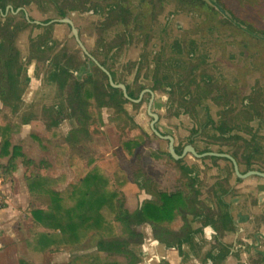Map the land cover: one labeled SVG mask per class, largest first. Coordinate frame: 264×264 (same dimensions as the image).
<instances>
[{"label": "rangeland", "instance_id": "rangeland-1", "mask_svg": "<svg viewBox=\"0 0 264 264\" xmlns=\"http://www.w3.org/2000/svg\"><path fill=\"white\" fill-rule=\"evenodd\" d=\"M57 1L29 0V3L24 7L36 20L55 17V6L67 10L68 14L73 16L75 25L80 30V37L89 48L94 50V48L102 46L106 51L110 50L108 59L115 61L113 68L118 71L119 77L122 74H127L125 81L133 91L137 90L139 83L140 85H151L152 81H149L147 77L157 72V59L159 60L158 62L163 68L158 73L165 81L156 91L157 105L163 103L162 107L154 106V112L160 115L157 125L161 130L173 135L178 142L186 138L185 135L191 127L200 125L197 120L200 115L192 121L188 114H178L175 111L173 99H170L174 91L171 84L179 81H182L186 87L184 93L194 91L195 96L202 99V103L199 105L205 108V104H209V111L216 119L220 109H233L234 111L230 113L233 123H239L242 128L246 125L252 128L260 127L264 134V123L259 124V119L252 120L248 124L245 120L246 116L252 118L257 116L264 121V34L258 30L257 26L261 22V30L264 31V0H256L250 5H242V1L248 2V0H236L237 5L233 6L236 11L252 15L251 19L246 18L252 23L248 28L241 20L244 17L243 14H239L238 18L241 19L233 21L224 10H220L224 14L223 23L217 25L208 18L206 21L202 12L190 14L187 11L182 12L184 10L182 9L176 12L177 19L171 21L168 26L171 27L170 36L163 34V26H165L167 17L175 9L174 4L167 2L163 10L155 9L152 14L144 17L145 21H142L140 12L143 7L141 4L133 2L137 17L140 18L139 22L144 28L137 27L135 32L133 29L134 34L130 36V43L125 44L121 52L108 48L111 47L110 36L107 33L101 34L97 26L100 16L93 9L91 0L86 6H80L73 0H67L65 4L60 0L55 5L54 3ZM258 3H261V6H257ZM71 6H75L77 9L71 10ZM96 7L99 8L98 3L95 4ZM156 13L158 15L154 18ZM181 13L188 15L180 16ZM217 14L219 13L217 12ZM224 16L228 19H225ZM18 17L21 19L20 13L15 15L8 13L5 16L0 14L2 33L6 32L7 25L18 23ZM176 20L182 23L180 29L174 26ZM237 20H240L242 25ZM20 22L19 24L22 26L23 20ZM25 27L26 29L17 35L16 44L21 52L20 59L22 58V63L26 65L25 72L22 71L21 79H18L19 84L20 86L27 85L20 87L19 97L21 98L15 104L6 103L3 106L0 102V125H4L8 121L19 123L22 116L31 118L30 124H19L21 127L18 132L13 133L12 142L23 150L22 159L27 162L28 158L34 163L28 164L19 158L15 163L17 177L5 178L8 203L5 210H0V264H19L20 261H26L28 264H67L70 262V258L76 254L99 253L96 239L92 236H83L78 241L69 240L62 245H54L50 242L46 235L54 221L53 217L48 218L47 224H42L33 217V210L40 209L42 205L41 199L38 197L37 199L36 194L44 189L47 183L41 179H33L36 172H40L46 177L57 176L58 182L55 183V186L63 187L61 190H64L70 184V182L66 184V181H71L74 178L75 167L78 163L80 166L81 164L86 165L88 169L95 164L102 166L104 174L111 182L112 189L117 187L113 175V172L117 171L118 174L125 175L129 179L128 183L121 188L122 193L120 194L123 198V206L129 211L139 208L143 201L149 198V194L134 182L135 172L141 173L142 169L146 170L149 176L155 179L164 190L173 189L177 185H171L168 181L167 169L170 161L165 155L167 143L143 133L145 130H149L151 119L146 113L147 98L149 97L147 94L144 96V100L137 105L125 103V109L129 115L127 114V117L121 115L122 118L117 117V113L112 107L98 108L95 98L87 97L89 99L88 111L93 113V119H96V122L88 126L90 135L87 137L82 135L80 143L75 144L70 152L69 143L65 137L72 128L78 126L75 119L69 116L72 107L70 106L71 110L69 111L68 99L62 96L57 85L48 79V74L52 65L57 62L67 64L71 71L83 78L90 71L89 68H86L87 60L74 38L69 36L70 26L68 24L52 23L39 27L31 23ZM250 30L257 33L249 34ZM176 39L194 41L196 51L192 50L190 56L184 51L186 55H183L190 58L189 61L196 63L191 68L188 64L184 66L172 65L175 63L172 59L177 55L170 53L166 49L165 43ZM33 40L35 42L40 40L53 50L41 54V59L29 61L30 44L34 42ZM131 61L134 62V65H131ZM26 70L28 75H25L27 74ZM90 73L96 74L95 67ZM25 76H28L26 82L22 81ZM99 78L101 81L104 80L101 73H99ZM88 88L91 86L88 85ZM166 88L169 89V92L165 94ZM12 100L9 99V101ZM245 102L251 105H247ZM53 104L61 106L62 114L69 118L64 119L60 125L49 128L40 113L43 106ZM199 105L197 106L198 113L200 112ZM193 107L191 111L197 113ZM192 112L190 114L194 115ZM24 129L26 130L24 131ZM203 133L202 131L201 135L211 139L208 133ZM129 138H138V146L131 154L120 148L121 140ZM205 138L202 141L206 142ZM204 142L202 143L205 144ZM208 142L214 143V141ZM223 143V147H228V144L233 142L223 141ZM5 158L7 157L0 158L2 165L8 162L3 161ZM260 158L264 160V154ZM43 159L49 162L47 164L49 169L40 164ZM209 162L207 161V163ZM38 165L42 168H39ZM140 166L141 168L138 169ZM222 166L223 163L218 167ZM133 176L134 178H132ZM208 177L212 178L213 176ZM116 215L113 214L110 218L106 217L103 221L99 229L101 238H114L126 233L125 227L118 221ZM154 226H166V224L163 221L154 222L151 225L143 224L141 226L142 234H145L147 230L151 232V228L153 229ZM148 240L147 243L144 240L145 243L143 242L141 246L135 245L134 250L137 251L135 253L138 257L136 264H158L162 260L161 257L165 254L163 246L158 245L155 238ZM116 260L127 264V259L124 256H117ZM230 262L226 264H237L236 261ZM187 264L200 263L187 262ZM255 264H260V262L257 261Z\"/></svg>", "mask_w": 264, "mask_h": 264}, {"label": "flooded vegetation", "instance_id": "flooded-vegetation-1", "mask_svg": "<svg viewBox=\"0 0 264 264\" xmlns=\"http://www.w3.org/2000/svg\"><path fill=\"white\" fill-rule=\"evenodd\" d=\"M59 1L54 4H58ZM66 1L62 0V3L65 4ZM73 2L80 4V6H86L89 0H73ZM91 2L94 6L93 9L100 16L97 26L101 34L105 35L107 33L110 36L109 42L111 47L108 48L116 49L118 50L117 52H121L123 46L130 43V36L134 34L133 29L135 32L137 27H143L139 22L140 18L137 17L134 8L135 5H132L133 2H137L143 7L140 12L142 21H145L146 19L144 17L152 14L155 9L163 10L167 2L174 4L175 9L167 17L165 26H163V34L168 36H170L171 27H168L170 22L177 19L176 12L182 9H184L182 12L187 11L190 14L202 12L205 15L206 21L209 19L217 25L223 23L222 17L224 14L221 12L223 10L233 21L241 19L238 18L239 14H243L244 17L241 20L245 22V27L248 28L252 25L250 20L246 19H251L252 15L250 13L248 15L234 9L233 6L237 5L236 0H102L99 2L97 0H91ZM251 2H256V0H248V2L242 1V5H250ZM28 3L29 0H0L1 16H5L8 13L12 15L21 14V19L18 17V23L7 25L6 32L2 33L0 30V49H4L3 47L6 46L13 47L20 58L21 52L16 44V37L26 29V25H30L31 23L39 27L52 23H66L70 26L69 36L76 41V38L72 35V26L68 22L58 21L68 18L78 30V36L88 53L87 55L83 52L76 41L77 46L87 60V65L85 63L86 68L90 70L85 75L92 74L90 73L91 70L97 66L104 76V80H102L103 88L107 90L108 85H111L110 79L106 72L100 68L102 66L109 72L114 83H123L126 86L127 94L130 96L129 92L132 93L133 97L130 96L132 99H139L141 96L139 102L131 101L134 105L142 102L146 94L149 95L147 98L146 113L151 119L149 121V130H145L144 133L167 143L165 155L170 161L167 169L168 181L171 185L177 186L173 189L168 188L164 190L159 185L160 190L167 195L166 204H164L167 213L163 219V223L166 226H162L165 227L164 240L160 241L156 238L154 230L151 228V232L147 230L142 235V243L136 244L141 246L144 240L147 243L149 241L148 239L155 238L158 241L157 244L162 245L165 251L164 256L161 257L162 260L158 264H187V262L226 264L229 261H231L230 263L236 261L237 264H255L258 261L260 264H264V160L260 158L264 154V134L261 132V128H252L249 125L242 128L239 123H233L232 117L230 116V113L234 111L233 109H220L218 118L216 119L209 111V104L206 103L205 108L199 105L202 103V99L195 96L194 91L184 93L186 87L182 81H179L171 84L174 91L170 99H173L172 102L175 106V111L178 114H188L192 121L200 115L197 119L200 125L191 127L185 135L186 138L178 142L173 135L161 130L157 125L160 120V115L154 112V106H158V103H156V91L165 81L158 73L163 68H161L158 59L156 65L157 72L151 75L147 74L149 75L147 79L152 81L151 85H140L139 83L137 90L133 91L125 81L127 74H122L119 77L117 75L118 71L113 68L115 61L108 59V52L110 50L106 51L102 46L101 48L98 46L94 50L89 48L86 42L80 37V30L75 25L73 16L68 14L67 10L55 6V17L36 20L24 7ZM96 3H98L99 8H95ZM258 5L261 6V3H258ZM70 9L76 10L77 7L71 6ZM157 15L158 13L154 15V18ZM185 15L188 14H180V16ZM225 19L228 18L225 17ZM21 20H23L22 26L19 24ZM237 21L242 25L240 20ZM174 26L180 29L182 23L176 20ZM257 26L258 30L264 34V31L261 30L262 23L260 22ZM147 29L149 28L147 27ZM149 32L152 31L149 30ZM251 32L257 33L252 30L248 31L249 34ZM165 44L166 49L170 53L177 55L174 56L176 58L172 59L175 61L172 64L173 66H184L188 64L189 68H191V66L196 64L194 61H189L191 59L187 56H183L186 54L190 56L192 50L196 51L193 40L176 39ZM30 49L31 56L28 57L29 61L37 58L41 59V54L53 50V48L46 46L40 40L30 44ZM184 51L187 53L185 54ZM20 61H23L22 58ZM130 63L134 65L133 61ZM25 69L26 65L22 63V71L25 72ZM25 75H28V73ZM22 81L26 82V77ZM166 90L165 94L169 92L168 88ZM150 102V112L157 115L155 128L164 137L171 136L173 138L174 152L178 158H175L170 152L171 141L158 137L151 130L150 123L154 118L148 111ZM162 105L163 103H160L158 107H162ZM198 105L199 113L197 110ZM192 106H194L193 110L197 113L191 111ZM104 107L106 108L107 106ZM190 112L194 115H191ZM257 119H259V124L262 125L264 123L257 116H253V118L250 116L245 117L247 124ZM202 131L208 133L211 139L201 135ZM203 138L207 141H202ZM208 141H214V143ZM223 141H232L233 143L228 144V147H223ZM207 161L210 162L207 163ZM222 163L223 166L219 168L218 166L220 164L222 165ZM208 176L213 177L210 178ZM146 199L152 200L154 197L149 195V198ZM154 222L159 221L152 219L150 225ZM147 225L149 224L147 223Z\"/></svg>", "mask_w": 264, "mask_h": 264}, {"label": "trees", "instance_id": "trees-1", "mask_svg": "<svg viewBox=\"0 0 264 264\" xmlns=\"http://www.w3.org/2000/svg\"><path fill=\"white\" fill-rule=\"evenodd\" d=\"M3 48L0 49V102L5 106L6 103L13 105L21 98L19 95L22 86H20L18 79L22 75V62L15 48L8 46ZM95 69V75H84L83 78H80L74 71L70 70L67 64L56 62L48 74V79L54 82L62 96L68 99L69 111L71 110L70 106L72 107L69 116L75 119L78 127L72 128L65 137L72 149L75 144L80 143L82 135L86 137L90 135L88 126L96 122V119H93V113L88 111L89 99L87 97L95 98L98 108L112 107L118 118H122L121 115L127 117L128 112L125 109V103H132L123 96L120 89L111 85H108L107 90L104 89L99 78V73L102 75L103 73L97 66ZM25 77L28 81V76ZM88 85L91 88H88ZM129 94L132 96L131 92ZM9 99L13 100L9 101ZM40 114L43 115L42 119L46 120L44 122L49 128L56 127L64 119L69 118L68 116L64 117L61 106L54 104L43 106ZM23 117L19 123L15 124L8 121L6 124L0 125V158L9 157L7 164L2 165L0 163V175L7 179L9 176L12 179L16 170V159L23 156L19 145L12 142L13 133L18 132L21 125L31 123V118ZM132 122L134 123L133 119ZM137 146L138 138L123 139L120 142V148L126 153L130 152L128 154H131ZM27 163L33 164L34 162L27 159ZM40 164L49 168L45 159L41 160ZM38 167L42 168L39 165ZM79 167L76 177L64 190L55 186L58 177H46L40 172L35 173L33 179H41L47 183L45 188L41 190L42 192L36 194L45 208L34 209L33 217L42 224H47L48 218L53 217L54 221L50 225V231L46 237L54 245H62L69 240L78 241L83 236H92L96 239V247L99 253L76 254L70 258L71 260L67 264H126L117 261V256H124L127 259V264H136L138 257L134 247L136 243L141 244L143 241L141 226L150 224L152 219L159 222L163 221L167 213L164 207L167 195L160 190L159 184L147 174L146 170L142 169L141 173L135 172L134 182L147 194L152 195L154 199H145L139 208L129 211L123 206V198L120 195L122 193L121 188L129 181L127 176L114 171L113 175L117 187L112 189L108 176L104 174L103 167L99 164H95L89 169ZM140 168L141 166L138 169ZM113 214H117L116 218L125 227L126 233L114 238L103 239L100 237V226L106 217L110 218ZM164 228L162 226L153 227L154 234L160 241L164 240ZM19 264L28 263L20 261Z\"/></svg>", "mask_w": 264, "mask_h": 264}, {"label": "water", "instance_id": "water-1", "mask_svg": "<svg viewBox=\"0 0 264 264\" xmlns=\"http://www.w3.org/2000/svg\"><path fill=\"white\" fill-rule=\"evenodd\" d=\"M220 8V7H219ZM221 9V8H220ZM223 10V9H221ZM60 22H68L71 26H72V35L76 38V41L78 42L80 48L83 50V52H85L87 55V51L81 41V39L79 38L78 36V30L73 26V23L68 19V18H64V19H61V20H58ZM91 57V56H90ZM92 60H94L93 57H91ZM100 66V65H99ZM100 68H102V70L104 72H106V74L108 75L109 79H110V84L112 85V87L114 88H118L120 90H122L123 94H124V97L127 98L128 100L130 101H133V102H139V100L141 99V96L139 99H132L128 94H127V91H126V86L123 84V83H114L113 80L111 79V76L109 74V72L103 68L102 66H100ZM151 102H152V99H151ZM151 102H150V105H149V108H148V111H149V114L154 118V120H152V122L150 123V128L151 130L155 133V135H157L158 137L162 138V139H169L171 141V144H170V152L171 154L175 157V158H178V156L175 154L174 152V147H173V138L171 136H167V137H164L163 135H161L155 128V122L157 120V115L150 112V107H151ZM232 159V158H231ZM237 170V168H236Z\"/></svg>", "mask_w": 264, "mask_h": 264}, {"label": "built area", "instance_id": "built-area-1", "mask_svg": "<svg viewBox=\"0 0 264 264\" xmlns=\"http://www.w3.org/2000/svg\"><path fill=\"white\" fill-rule=\"evenodd\" d=\"M6 180L0 175V210H5L7 208V199H6Z\"/></svg>", "mask_w": 264, "mask_h": 264}, {"label": "crops", "instance_id": "crops-1", "mask_svg": "<svg viewBox=\"0 0 264 264\" xmlns=\"http://www.w3.org/2000/svg\"><path fill=\"white\" fill-rule=\"evenodd\" d=\"M26 125H27V124H26ZM25 130H26V129H24V131H25ZM25 136H26V135H25ZM25 136H24V137H25ZM19 147H20V146H19ZM68 147H69V150H71V147H70L69 144H68ZM20 149H21V148H20ZM21 152L23 153V150H21ZM19 158H20V160H22L23 162H26L25 159H22V156H19L16 160H18ZM27 159H28V158H27ZM3 161H6V162H7V161H8V157L5 158V159H3ZM6 162H2V163L5 164ZM16 163H17V162H16ZM26 163H27V162H26ZM47 164H49V162H47ZM79 166H80V163H78V164L76 165V167H75V175H74V178H75L76 175H77V170H78V167H79ZM81 166H82V167H87L86 165H82V164H81ZM48 169H49V168H48ZM56 169H57V168H56ZM52 172H53V171H52ZM54 172H55V171H54ZM52 174H53V173H52ZM60 174H62V173H60ZM42 175H43V174H42ZM13 176H14L15 178L17 177V165H16V170H15L14 173H13ZM50 177H54V176H50ZM56 177H57V176H56ZM56 177H55V178H56ZM74 178H73V179H74ZM73 179H72V180H73ZM72 180H71V181H72ZM71 181H68V182L66 181V184L69 183V182H71ZM15 188H16V186H15ZM61 188H63V187H61ZM61 188H60V189H61ZM16 189H17V188H16ZM36 198H37V197H36ZM36 198H35V199H36ZM19 199H20V198H19ZM40 208H45V206L41 205ZM6 254H7V253H6Z\"/></svg>", "mask_w": 264, "mask_h": 264}]
</instances>
